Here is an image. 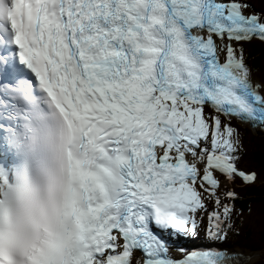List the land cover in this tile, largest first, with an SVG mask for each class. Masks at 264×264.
Instances as JSON below:
<instances>
[{
	"label": "snow or ice",
	"instance_id": "1",
	"mask_svg": "<svg viewBox=\"0 0 264 264\" xmlns=\"http://www.w3.org/2000/svg\"><path fill=\"white\" fill-rule=\"evenodd\" d=\"M0 0L4 94L76 124L75 231L63 264H242L214 246L241 215V132L264 131V81L244 45L264 44V0ZM25 70L34 74L25 78ZM139 253V255H137Z\"/></svg>",
	"mask_w": 264,
	"mask_h": 264
},
{
	"label": "rangeland",
	"instance_id": "2",
	"mask_svg": "<svg viewBox=\"0 0 264 264\" xmlns=\"http://www.w3.org/2000/svg\"><path fill=\"white\" fill-rule=\"evenodd\" d=\"M252 1H255V4L260 7L259 0ZM255 46L256 41L249 43L245 49V55L247 54L246 52L252 50ZM252 78L255 81H264V74L252 72ZM242 127H245L247 130L244 131L238 128L241 132L243 145L238 167L250 171L252 158L258 157L259 153H263L264 131L249 129L246 126ZM257 176V181L261 180L264 172L262 174L259 172ZM262 183L264 184V179H262ZM245 188L238 179L235 191L240 195ZM239 212L241 215L234 218V227L229 232L227 241L233 246V249L253 254L254 260L248 264H262L264 250V199L257 203H251L249 209H246V211L239 210Z\"/></svg>",
	"mask_w": 264,
	"mask_h": 264
},
{
	"label": "trees",
	"instance_id": "3",
	"mask_svg": "<svg viewBox=\"0 0 264 264\" xmlns=\"http://www.w3.org/2000/svg\"><path fill=\"white\" fill-rule=\"evenodd\" d=\"M249 43L244 45V49ZM247 62L252 67L253 73L264 74V44L256 41V46L246 52ZM235 126L239 125L233 121ZM242 128V127H241ZM244 129V128H243ZM245 130V129H244ZM258 157L252 158L251 167L257 174L264 172V148L263 153H259ZM264 176L253 184L245 186L243 193L239 195V199L236 200V207L245 211L251 203H257L264 199V184L262 183Z\"/></svg>",
	"mask_w": 264,
	"mask_h": 264
},
{
	"label": "bare ground",
	"instance_id": "4",
	"mask_svg": "<svg viewBox=\"0 0 264 264\" xmlns=\"http://www.w3.org/2000/svg\"><path fill=\"white\" fill-rule=\"evenodd\" d=\"M25 76H28V73L25 71ZM19 78H17V79H15L14 77H11V76H9V74H4L3 72H0V80H2L3 82H4V84H8V83H10V81H12V82H16L17 80H18ZM21 103H23V102H21ZM21 103H20V105H21ZM3 105H4V103H2ZM6 125V122H4V124L2 125V126H5ZM8 134H1L0 133V140L2 139V138H5V137H7V136H9V135H11V134H9V132H7ZM51 136V135H50ZM50 136H49V138H50ZM26 164L28 165V162H26ZM38 172V171H37ZM0 173H6V170H0ZM23 180V182L25 181V178L24 179H22ZM23 195H24V198H26L27 200H28V202H30L31 204H34V200L32 199V198H29L28 197V195L24 192L23 193ZM30 196V195H29ZM31 197V196H30ZM171 242V241H170ZM239 251V250H238ZM242 250H240L239 252H241ZM242 252H244V253H247V252H245V251H242ZM254 260V256L252 255V258L251 259H248V260H246V261H242V264H248L249 262H251V261H253Z\"/></svg>",
	"mask_w": 264,
	"mask_h": 264
},
{
	"label": "water",
	"instance_id": "5",
	"mask_svg": "<svg viewBox=\"0 0 264 264\" xmlns=\"http://www.w3.org/2000/svg\"><path fill=\"white\" fill-rule=\"evenodd\" d=\"M262 264H263V261H262Z\"/></svg>",
	"mask_w": 264,
	"mask_h": 264
}]
</instances>
